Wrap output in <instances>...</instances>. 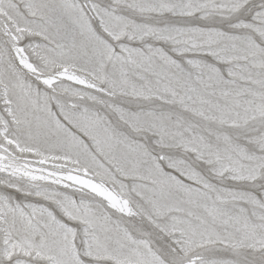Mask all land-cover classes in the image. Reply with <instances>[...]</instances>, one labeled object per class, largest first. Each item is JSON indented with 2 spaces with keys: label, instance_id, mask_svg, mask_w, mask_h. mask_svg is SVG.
<instances>
[{
  "label": "snow or ice",
  "instance_id": "1",
  "mask_svg": "<svg viewBox=\"0 0 264 264\" xmlns=\"http://www.w3.org/2000/svg\"><path fill=\"white\" fill-rule=\"evenodd\" d=\"M0 264H264V0H0Z\"/></svg>",
  "mask_w": 264,
  "mask_h": 264
}]
</instances>
